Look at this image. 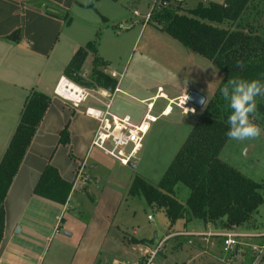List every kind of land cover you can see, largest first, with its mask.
<instances>
[{
    "label": "crops",
    "instance_id": "0c3cea01",
    "mask_svg": "<svg viewBox=\"0 0 264 264\" xmlns=\"http://www.w3.org/2000/svg\"><path fill=\"white\" fill-rule=\"evenodd\" d=\"M105 5L124 10L119 0H0V158L28 93L39 92L50 99L2 200L0 264H131L106 261L102 254L117 250V241L124 244L116 215L132 180L127 168L135 166L120 167L89 148L96 122L83 115V110L95 104L86 102L73 110L52 96L63 68L78 48L93 43L97 54V32L111 19L105 16ZM129 10L135 12V8ZM80 11H90L93 23L86 18L85 22L73 21L71 13ZM15 31L19 34L16 43L7 39ZM158 93L138 101L148 104L155 97L166 98ZM15 98L17 105L22 103L16 116ZM64 128L68 140L62 145L58 139ZM46 166L70 186L63 204L33 194ZM80 166L83 179L74 181ZM132 240L136 241L127 239L123 246L139 248Z\"/></svg>",
    "mask_w": 264,
    "mask_h": 264
},
{
    "label": "rangeland",
    "instance_id": "374dc122",
    "mask_svg": "<svg viewBox=\"0 0 264 264\" xmlns=\"http://www.w3.org/2000/svg\"><path fill=\"white\" fill-rule=\"evenodd\" d=\"M161 1L163 0H119V4L124 6L121 11L116 5H105V16L111 19L97 32L100 38L97 54L87 52L90 54V62L88 61L86 68L81 66L78 72L83 85L65 78L86 89L90 95L98 97L107 90L93 85L92 59L109 62L111 66H98L96 70L113 77L116 82L114 89H117V93L112 98L110 113L115 116L127 114L132 120H138L146 108L147 103L138 100L156 94V91H159L158 94L162 92L167 99L181 98L190 90L204 97L202 107L195 109L193 114L183 115L179 110H173V114L157 119L150 126L140 144L137 160L133 163L135 168H127V171L132 179L139 177L152 186L158 183L191 127L200 118L206 103L210 101L218 105L224 113H231L228 103L220 94V88L226 85L222 84L223 73L209 61L182 48L162 33L160 25L151 20L150 14L158 9L160 5L157 3ZM178 1L180 3H176ZM196 1L171 0L169 4H161L171 7L181 4L186 9L194 7ZM134 8L136 16L133 14L134 10H129ZM146 16L148 18L145 21ZM71 17L73 21L85 22L83 19L86 18L87 22L93 23L90 11L74 12ZM133 21L137 22L136 25H133ZM119 25H122L121 28ZM89 26L95 29L97 25ZM222 27L227 28L228 25ZM228 28L254 35L263 33L264 0H250L236 26L231 24ZM110 72L115 74H109ZM113 90L108 91L113 94ZM257 101L259 111L254 122L264 127V97H257ZM21 104L17 105L15 98V116ZM164 104V100H155L151 114L156 115ZM17 122L18 117H15V126ZM218 160L259 185L257 193L261 197V205L252 213L249 222L239 228H232L255 238H246L236 249L224 253L219 240L201 236L204 233L222 231L218 222L213 225L218 228H214L201 221L188 222L190 218L184 215L170 226L161 210L146 206L140 196L127 194L116 215V221L122 226L120 230L124 235L123 245L126 246L127 239H134L140 240L139 247L151 248L163 240L161 253L154 260L156 264H264V134L255 140L236 141L228 138L218 153ZM172 196L183 205L188 191L177 184L173 188ZM133 230L135 234H132ZM177 233L193 235L183 238L182 235H174ZM117 245L120 246L118 241ZM123 245L120 249L117 246V250L102 256L106 261L115 259L119 263L134 262L136 256L138 258V247L131 249Z\"/></svg>",
    "mask_w": 264,
    "mask_h": 264
},
{
    "label": "trees",
    "instance_id": "16d2710c",
    "mask_svg": "<svg viewBox=\"0 0 264 264\" xmlns=\"http://www.w3.org/2000/svg\"><path fill=\"white\" fill-rule=\"evenodd\" d=\"M161 2L169 4L171 0ZM248 2L250 0H223L221 3L197 0L194 7L186 9L181 4L173 7L160 4L150 14V18L160 25L162 33L182 48L209 61L221 71L223 86L230 79L260 80L264 83V32L254 35L228 28L231 24L236 26ZM224 25L228 27H222ZM18 38V31L7 37L15 43ZM87 52L95 54L93 43H86L74 52L62 70V77L83 85L78 72ZM92 66L93 85L113 90L115 80L96 70V67L105 66V63L93 58ZM49 102V97L42 93H28L18 122L0 158V239L3 197ZM229 115L215 103H206L200 118L191 127L158 183L152 186L134 177L127 194L140 196L146 206L161 210L170 226L184 215L190 218L188 222L201 221L210 226L218 222L220 230L239 228L249 222L252 213L262 203L257 193L259 185L218 160V153L228 140L226 133L229 130ZM67 140L64 128L59 133L58 142L64 145ZM177 184L188 191L183 205L172 196ZM69 190L70 186L59 180L56 171L46 166L33 194L63 204Z\"/></svg>",
    "mask_w": 264,
    "mask_h": 264
},
{
    "label": "built area",
    "instance_id": "2783aa9c",
    "mask_svg": "<svg viewBox=\"0 0 264 264\" xmlns=\"http://www.w3.org/2000/svg\"><path fill=\"white\" fill-rule=\"evenodd\" d=\"M158 5L161 2L157 3ZM133 14L136 13L134 12ZM145 21L148 16L144 17ZM122 25H119L121 28ZM62 82V83H61ZM117 89L113 90V94L108 90L102 92L96 97L90 95L89 92L78 87L67 79L60 77L52 89V96L65 101L73 110L78 109L86 102L95 104L96 106H86L83 115L93 119L96 122V128L92 135L89 148L95 149L102 155L116 162L120 167L127 168L137 159L136 156L141 149V142L148 133L150 126L157 119L168 117L173 110H179L180 114H193L194 108L190 106L185 96L177 99H166L164 106L159 110L157 115H152L153 103L146 104L143 115L138 120H132L128 115L115 116L110 113L111 102ZM155 97L153 100H156ZM173 108V109H172ZM81 166L76 170L74 181L82 180ZM56 232V228L54 229ZM175 236L183 238L192 236V233H177ZM201 236L211 237L220 241L221 250L229 253L236 249L240 242L246 238H255L253 235L237 232V230H222L212 232L210 234H201ZM163 240L157 242L151 248L139 247L137 249L138 258L131 264H156L155 257L161 253Z\"/></svg>",
    "mask_w": 264,
    "mask_h": 264
},
{
    "label": "clouds",
    "instance_id": "9594fccd",
    "mask_svg": "<svg viewBox=\"0 0 264 264\" xmlns=\"http://www.w3.org/2000/svg\"><path fill=\"white\" fill-rule=\"evenodd\" d=\"M220 94L231 109L227 119V137L236 141L260 138L264 127L254 120L259 111L257 97H264V83L260 80L230 79L220 88Z\"/></svg>",
    "mask_w": 264,
    "mask_h": 264
},
{
    "label": "water",
    "instance_id": "95a60500",
    "mask_svg": "<svg viewBox=\"0 0 264 264\" xmlns=\"http://www.w3.org/2000/svg\"><path fill=\"white\" fill-rule=\"evenodd\" d=\"M185 100L194 109H200L205 101L204 97L194 90L188 91ZM131 167L134 168L133 165Z\"/></svg>",
    "mask_w": 264,
    "mask_h": 264
},
{
    "label": "bare ground",
    "instance_id": "6f19581e",
    "mask_svg": "<svg viewBox=\"0 0 264 264\" xmlns=\"http://www.w3.org/2000/svg\"><path fill=\"white\" fill-rule=\"evenodd\" d=\"M62 83V82H61Z\"/></svg>",
    "mask_w": 264,
    "mask_h": 264
}]
</instances>
